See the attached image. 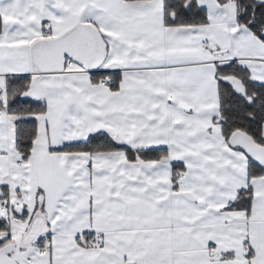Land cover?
Here are the masks:
<instances>
[{
  "label": "snow or ice",
  "instance_id": "1",
  "mask_svg": "<svg viewBox=\"0 0 264 264\" xmlns=\"http://www.w3.org/2000/svg\"><path fill=\"white\" fill-rule=\"evenodd\" d=\"M0 264H264V0H0Z\"/></svg>",
  "mask_w": 264,
  "mask_h": 264
},
{
  "label": "trees",
  "instance_id": "2",
  "mask_svg": "<svg viewBox=\"0 0 264 264\" xmlns=\"http://www.w3.org/2000/svg\"><path fill=\"white\" fill-rule=\"evenodd\" d=\"M102 140V138H100ZM150 155H155V153H150Z\"/></svg>",
  "mask_w": 264,
  "mask_h": 264
}]
</instances>
